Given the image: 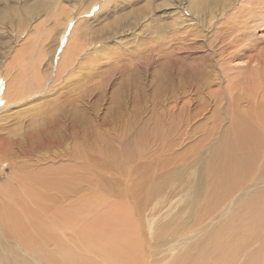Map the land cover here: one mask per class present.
I'll use <instances>...</instances> for the list:
<instances>
[{
    "label": "rangeland",
    "instance_id": "374dc122",
    "mask_svg": "<svg viewBox=\"0 0 264 264\" xmlns=\"http://www.w3.org/2000/svg\"><path fill=\"white\" fill-rule=\"evenodd\" d=\"M201 1L0 0V210H34L42 202H20L21 189L70 174L77 190L58 205L126 211L143 225L144 258L170 264L189 218L184 185L202 176L209 188L211 160L243 117L262 133L252 171L264 177V68L248 64L232 29L243 16L251 29L264 0L212 12ZM210 217L189 229L226 223ZM3 218L0 264H43ZM60 232L81 251L79 235Z\"/></svg>",
    "mask_w": 264,
    "mask_h": 264
},
{
    "label": "bare ground",
    "instance_id": "6f19581e",
    "mask_svg": "<svg viewBox=\"0 0 264 264\" xmlns=\"http://www.w3.org/2000/svg\"><path fill=\"white\" fill-rule=\"evenodd\" d=\"M236 1L242 3L243 0ZM253 1L259 2L248 0L247 4H252ZM235 2L202 0L197 7L201 6L203 12H212L231 7ZM259 3L250 9V12H254L250 21L251 29H248L250 16H243V21L236 20L232 23V29L240 32L238 40L242 41L236 45L248 55V64L257 70L264 68V7L259 6ZM235 17L237 18L236 15ZM257 94L264 101L263 91ZM262 111L259 110L258 116L264 119ZM254 123L250 117L236 121L234 129L211 160L209 188L205 186L202 176L191 179L184 185V189L190 194V213L188 212L189 218L173 233L169 247L176 248L178 253L170 264H264V186L254 188L252 185V182L262 181L264 178L262 171L255 175L252 171L258 156L255 150L263 138ZM46 172L49 173L48 170ZM58 173L60 172L55 174ZM32 181L33 184L28 183L29 188L24 186L21 189L23 195L19 191L22 195L19 200L21 202L27 197L34 201V205L42 203L33 206L34 210L24 206L23 202L21 211L12 212L10 208H1L0 212L9 234L17 236L24 245L37 253L43 264H164L162 256H154L152 260L144 258L141 243L144 236L143 225L132 221L126 211L117 213L109 210L104 214L100 210V203L92 202L68 208L58 205L61 199L68 201L69 196L77 190V183H73L75 178L70 174H60L51 179L34 178ZM158 190L156 189L157 192ZM52 191L60 197L46 195V192ZM188 201L189 198L184 202ZM215 212L225 216L224 225H214L207 231L197 229L210 216L219 215ZM189 223L194 224L190 228H197L189 229ZM166 227L164 225L162 230ZM58 231H71L79 235L74 245L76 247L79 244L81 251L76 252L63 243ZM61 236L63 237L62 234ZM71 241L74 242L72 239Z\"/></svg>",
    "mask_w": 264,
    "mask_h": 264
}]
</instances>
